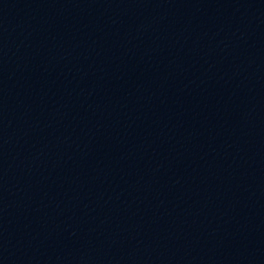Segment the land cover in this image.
<instances>
[{
    "label": "water",
    "instance_id": "95a60500",
    "mask_svg": "<svg viewBox=\"0 0 264 264\" xmlns=\"http://www.w3.org/2000/svg\"><path fill=\"white\" fill-rule=\"evenodd\" d=\"M0 264H264V0H0Z\"/></svg>",
    "mask_w": 264,
    "mask_h": 264
}]
</instances>
